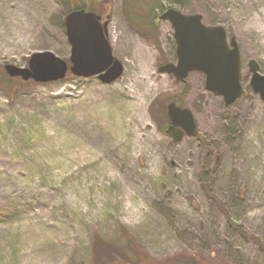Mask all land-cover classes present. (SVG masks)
<instances>
[{
    "label": "rangeland",
    "instance_id": "1",
    "mask_svg": "<svg viewBox=\"0 0 264 264\" xmlns=\"http://www.w3.org/2000/svg\"><path fill=\"white\" fill-rule=\"evenodd\" d=\"M71 1L0 0V264H134L136 255L143 264L179 255L264 264V250L243 236L264 246V104L249 67L255 60L264 74V0H188L183 9L236 38L246 92L232 105L206 90L203 73L178 82L158 71L177 62L171 23L139 31L129 20L142 18L133 1L149 15V0L74 2L111 14L121 80L68 74L2 88L7 64L28 67L43 51L69 60ZM173 101L193 112L196 137L175 143L165 133Z\"/></svg>",
    "mask_w": 264,
    "mask_h": 264
},
{
    "label": "water",
    "instance_id": "2",
    "mask_svg": "<svg viewBox=\"0 0 264 264\" xmlns=\"http://www.w3.org/2000/svg\"><path fill=\"white\" fill-rule=\"evenodd\" d=\"M160 19L172 24L177 45V62L160 66V73L172 74L178 82L187 79L192 72L203 73L206 90L222 97L226 105L244 96L242 55L236 38L229 40L225 27L207 25L202 15L185 14L173 7L165 10ZM109 22L110 19L102 21L100 15L84 9L72 11L65 19L71 66L53 52L43 51L33 54L28 67L7 64L5 70L12 78L43 84L64 79L69 70L77 77H98L104 84H113L122 79L126 69L123 61L114 55ZM249 67L250 87L264 104V74L260 73L255 60L249 62ZM167 113L170 124L165 132L175 143L185 136H197L198 126L190 109L171 102Z\"/></svg>",
    "mask_w": 264,
    "mask_h": 264
},
{
    "label": "trees",
    "instance_id": "3",
    "mask_svg": "<svg viewBox=\"0 0 264 264\" xmlns=\"http://www.w3.org/2000/svg\"><path fill=\"white\" fill-rule=\"evenodd\" d=\"M150 1H154V3H153V6L150 9V12H149L150 14L149 15H146V13L141 12L140 7H137V3L135 4V2L133 1L134 5L136 7V9L133 8V11H135V13L137 11L140 12L138 14H141L142 18L133 17L131 15V12H130L129 20H130L132 26L135 29L138 28L139 31L141 29H143V27H147L149 29H152L153 26L155 24H157V21H158V18H159L158 13H157V9L161 8L164 11L167 8L164 5V1L170 2V5L177 4V5H179L180 9H182V10L184 8L188 7V0H149V2ZM75 8H78V9L79 8H85L86 10H90V11L94 10L93 8H91V5H89L88 1H86L84 3H81V5L76 6ZM130 11H131V8H130ZM157 47H158V49H160V45L159 44H157ZM13 80H15V79L8 78V82L3 83L2 88H4V87L6 88L8 86V83L12 82ZM0 87H1V85H0ZM203 179L206 180V184H207L208 178H207L206 171L203 172ZM209 192L210 193H208V195L210 197H213V198L216 197V195L214 194V192L212 190H209ZM227 217H228V220L230 221V224L233 225V227L234 226L240 227L239 224H237V223H236V225H234V222L232 221V219L230 217V214H228ZM243 236H245L247 239L253 240L254 242H256L259 245V247L262 250H264V246L262 245V242L259 239L255 238V237H250V236L246 235L245 232H244ZM136 260H137V263L135 262L134 264H143L144 261H145V258L142 255H139L138 257L136 255ZM148 264H155V263L148 262ZM169 264H207V263H206L205 259L204 260L203 259H199L197 255H189V256H187V255H179V256L173 257L172 260H170Z\"/></svg>",
    "mask_w": 264,
    "mask_h": 264
},
{
    "label": "flooded vegetation",
    "instance_id": "4",
    "mask_svg": "<svg viewBox=\"0 0 264 264\" xmlns=\"http://www.w3.org/2000/svg\"><path fill=\"white\" fill-rule=\"evenodd\" d=\"M71 1V0H70ZM77 0H74V2H76ZM74 2H72L71 1V7H76V6H78V5H74ZM89 2V1H88ZM74 7V8H75ZM90 11V10H89ZM93 12H96V10H93ZM98 14V13H97ZM99 15L102 17V21H105V20H107L108 19V17H109V15H110V13L107 11V12H105V13H99Z\"/></svg>",
    "mask_w": 264,
    "mask_h": 264
}]
</instances>
